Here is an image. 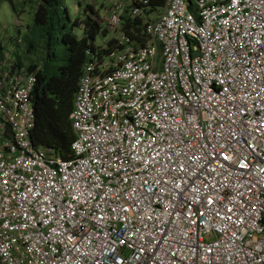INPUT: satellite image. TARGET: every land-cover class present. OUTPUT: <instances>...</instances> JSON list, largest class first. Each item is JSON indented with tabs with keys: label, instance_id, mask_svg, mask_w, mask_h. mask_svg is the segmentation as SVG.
<instances>
[{
	"label": "built area",
	"instance_id": "built-area-1",
	"mask_svg": "<svg viewBox=\"0 0 264 264\" xmlns=\"http://www.w3.org/2000/svg\"><path fill=\"white\" fill-rule=\"evenodd\" d=\"M150 3V0H129L127 4L112 0L107 9L105 22L108 28L118 32L116 42L106 53L99 48L87 50L88 60L84 64L70 115L75 132L70 158L56 155L52 148L35 146L31 140V131L35 126L32 101L35 72L22 67L12 73H0L1 264H69V261L71 264H79L73 257H65V244L59 238L58 225H67H63L49 212V207L54 205L42 202V196L30 195L29 190L39 192L53 181L58 184L63 175L71 173L86 162L90 163L89 157L98 146L97 142L109 129L119 134L117 143L120 140L127 143L132 133L139 134L141 138L144 135L150 138L157 129L154 122L145 119V116L157 115L159 98L167 100L169 96L177 95L186 99L183 91L186 86L194 85L201 93L205 92V87L209 90L220 87L219 81L207 76L198 81L195 71L190 72V66L211 54V50L209 53L205 52L206 41L209 45L218 47L219 40L232 39L236 27L243 31L248 25L245 17L259 18L264 14L261 0H236L235 4L233 0H167L161 15L147 21L144 32L148 40L141 44L121 31L123 15L132 18L141 15L150 9ZM237 18L241 21L239 25H236ZM214 37H219V40ZM241 56H246L251 63L252 49L245 47ZM145 106H148L147 112ZM254 106L255 102L249 101V107ZM262 116L264 108H257L246 114L244 119L249 123L258 120L264 125V119H260ZM249 143L253 141L250 140ZM149 154L154 155L151 152ZM159 159L167 163L164 157ZM244 162L258 171L259 168H264V155L260 159L248 156ZM236 173L239 175V170ZM92 178H98L105 188L113 187V181L99 171ZM164 179L167 180L168 177ZM177 183L181 184V189L184 188L183 180H177ZM199 183L200 180L194 178L188 184L184 196H180V190H177L173 193L165 191L162 197L157 195L151 198V204L146 206L144 214L153 219L147 221L146 227L137 223L141 238L136 240L137 245L148 241L149 236L156 241L155 244L149 243L148 248L155 252L157 259L149 260L148 264H181L179 259L170 262L169 257L173 252L186 257L184 264H200L192 248V243L196 241L192 235L193 228H188L186 224L180 225L181 230L187 229L188 232L183 237L185 246L173 244L169 253L162 251L166 246L168 233L152 231L154 225L161 228L170 227L167 224L169 220L175 223V213L167 215L171 211L173 198L183 200L191 197L193 186ZM260 199L264 200V196ZM148 207L152 211H147ZM203 210V207L199 209ZM189 211L191 220L197 221L198 209L193 206ZM210 216L211 213L205 217V223L199 225L200 256L205 255L208 247L219 249L223 246L233 254L240 248L242 264L250 258L253 259V264H264V208L255 212L254 219L248 221V227L237 225L233 229L236 237L232 238L231 243L224 235V225L216 220L209 223ZM105 223L116 232L123 231V225L117 223L111 213L105 217ZM100 236H104V233L101 232ZM160 236L165 239L161 240ZM228 236L231 237V231ZM131 239L132 237L125 239L124 244L113 239L120 264H139V260L143 259ZM240 241H243L242 245ZM94 245L95 242L88 238L87 245L81 251L92 246L91 251L95 253ZM228 260L232 264V257H228ZM92 264H96V261L93 260ZM108 264H112L111 260Z\"/></svg>",
	"mask_w": 264,
	"mask_h": 264
},
{
	"label": "snow or ice",
	"instance_id": "snow-or-ice-1",
	"mask_svg": "<svg viewBox=\"0 0 264 264\" xmlns=\"http://www.w3.org/2000/svg\"><path fill=\"white\" fill-rule=\"evenodd\" d=\"M245 19L248 25L243 31L236 27L231 40L214 37L219 40L218 47L206 41L205 52L211 50V54L190 66V72L195 71L198 81L207 76L219 81L220 87L212 90L205 87V92L201 93L194 85L186 86L183 89L186 99L177 95L169 96L167 100L159 98L157 115L145 116L157 129L150 138L132 133L127 143L124 140L117 143L119 134L109 129L97 142L98 146L89 157L90 163L63 175L58 184L53 181L39 192L29 190L30 195L42 196V202L54 205L49 207V212L67 225H58L59 238L65 244V257L71 256L79 264H92L93 260L96 264H108L109 260L112 264H120L113 239L124 244L125 239L132 237L131 242L143 257L139 264L157 259L155 252L148 248L149 243H156L151 236L148 241L136 244L141 238L137 223L146 227L147 221L153 219L144 214L153 196L162 197L165 191L173 193L177 190H180V196H184L188 184L198 178L200 183L193 186L191 197L173 198L167 215L175 213V223L169 220L170 227L153 226V232L168 233L162 251L169 253L173 244L185 246L183 237L188 232L187 229L181 230L180 225L186 224L193 228L196 241L192 248L200 264H229L228 257H232V264H242L240 248L233 254L223 246L219 249L208 247L205 255L200 256L198 240L199 225L205 223L209 213L208 222L222 223L224 235L231 243L236 237L233 229L237 225L248 227L255 212L264 208V200L260 199L264 196V168L257 171L244 162L248 156L260 159L264 155V125L258 120L249 123L244 119L249 112L264 108V14L259 18L247 16ZM240 23L237 18L236 25ZM245 47L252 49L251 63L246 56H241ZM249 101H254L255 106L250 108ZM250 140L253 143H249ZM159 157H164L167 163L161 162ZM97 171L113 181L112 188H105L98 178H92ZM177 180H183V189ZM193 206L198 209L199 216L195 222L189 211ZM201 207L203 211H199ZM147 211L152 209L148 207ZM109 213L123 225L122 232H116L105 223ZM230 231L231 237L228 236ZM101 232L104 236H100ZM88 238L95 242V253L91 251L92 246L81 251ZM159 238L165 239L164 236ZM240 243L242 245L243 241ZM169 259L170 262L179 259L184 264L186 257L173 252ZM245 264H253V259Z\"/></svg>",
	"mask_w": 264,
	"mask_h": 264
},
{
	"label": "trees",
	"instance_id": "trees-1",
	"mask_svg": "<svg viewBox=\"0 0 264 264\" xmlns=\"http://www.w3.org/2000/svg\"><path fill=\"white\" fill-rule=\"evenodd\" d=\"M7 1L16 4L12 0H0V4L7 5ZM31 1L35 3V7L22 33H20V26L15 25L12 28L9 20L3 19L0 15V23H2V27L0 26V73L6 71L12 73L22 67L35 72L36 83L32 92L35 126L31 131V140L35 146L52 148L56 155L70 158L72 142L75 139L70 115L84 64L88 60L87 50L99 48L106 53L114 47L116 38H109L103 45L96 44V37L102 31V22L91 3L86 4L81 16H75L70 29L65 16L59 15L60 12L68 13L65 0ZM79 2L82 3L81 0ZM150 2L151 8L141 15L134 18L123 15L121 31L141 44L148 40L144 28L147 21L151 19L153 10L156 7L164 8L167 0H150ZM8 9L11 12L9 6ZM22 10L20 8L17 13L22 15ZM52 11L53 15H51ZM51 16L54 19H51ZM36 26H39L40 30ZM75 26L81 29V36L73 32ZM107 31L106 27L104 34ZM19 36L26 41L27 49L33 46L34 51H39L37 46H41L42 59L39 62L28 58L27 64H24L18 52L13 51L10 55V46L17 45ZM59 48H62L60 57L58 56ZM10 56H13V59Z\"/></svg>",
	"mask_w": 264,
	"mask_h": 264
},
{
	"label": "rangeland",
	"instance_id": "rangeland-1",
	"mask_svg": "<svg viewBox=\"0 0 264 264\" xmlns=\"http://www.w3.org/2000/svg\"><path fill=\"white\" fill-rule=\"evenodd\" d=\"M13 2H16V4H12L10 2H6L7 5L10 7L11 12L8 9V6L5 3L0 4V15H2L3 19L9 20L12 28L15 27V25L20 26L21 30L20 33L24 32L25 29V24H27V22H29L31 19V15L30 14L33 11V8L35 7V3L32 2L31 0H12ZM80 0H65V5L68 8V13H64L62 14L60 12L59 15L61 16H65V19L68 23V28H72L73 24L72 21L74 20L75 16L79 15L81 16L82 12L84 13L85 11V6L88 3H91L92 6L94 7V9L96 8L97 10V14L99 16V20L102 22V31L100 32V34L96 37V44L98 45H103L109 38L113 37V36H117V31L108 28L105 22V18L107 16V9L110 7L112 0H81V2H79ZM122 1V0H120ZM20 8H22L23 13L22 15L18 14ZM151 8V7H150ZM95 10V11H96ZM18 12V13H17ZM163 12V8L160 7H156L150 18H157L161 15V13ZM51 15H53V11L51 13ZM70 15V17H69ZM70 18L72 20H70ZM51 19H54L53 16H51ZM15 23V24H14ZM0 26L2 27V23H0ZM38 30H40L39 26H36ZM107 27V32L106 34H104V29ZM58 31V29H57ZM73 32H75V34H77L78 36H81L82 31L80 28H78L77 26H75ZM57 33V32H56ZM25 43L26 41L19 36L17 39V45H12L10 46V55L11 52L16 51L20 54L21 60L24 62V64H27L28 62V58H31L37 62H39L42 58V53H41V46H37V49L39 51H34V47L32 46L30 49H27L25 47ZM62 54V48L58 49V56L60 57V55ZM25 56H28L27 58ZM11 59H13V56H10ZM59 61V60H58ZM13 61H11L12 63Z\"/></svg>",
	"mask_w": 264,
	"mask_h": 264
},
{
	"label": "crops",
	"instance_id": "crops-1",
	"mask_svg": "<svg viewBox=\"0 0 264 264\" xmlns=\"http://www.w3.org/2000/svg\"><path fill=\"white\" fill-rule=\"evenodd\" d=\"M122 2H124V3H128L129 2V0H122ZM118 33V32H117ZM113 37H116V36H113Z\"/></svg>",
	"mask_w": 264,
	"mask_h": 264
}]
</instances>
